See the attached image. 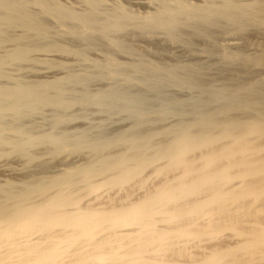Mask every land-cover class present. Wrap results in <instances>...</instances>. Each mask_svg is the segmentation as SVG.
<instances>
[{"label": "bare ground", "instance_id": "obj_1", "mask_svg": "<svg viewBox=\"0 0 264 264\" xmlns=\"http://www.w3.org/2000/svg\"><path fill=\"white\" fill-rule=\"evenodd\" d=\"M129 1L0 0V264H264V0Z\"/></svg>", "mask_w": 264, "mask_h": 264}, {"label": "rangeland", "instance_id": "obj_2", "mask_svg": "<svg viewBox=\"0 0 264 264\" xmlns=\"http://www.w3.org/2000/svg\"><path fill=\"white\" fill-rule=\"evenodd\" d=\"M62 2H66V3H72L73 4V2H74V0H61ZM118 1H120V2H122L123 4H125L126 6H129V4H130V1L129 0H118ZM128 1H129V3H128ZM189 1H192V0H189ZM247 31V32H246ZM246 32V33H245ZM252 33V34H251ZM211 34L213 35L214 33H210V35L209 36H211ZM216 34V35H215ZM214 34V36L216 37V41H218L217 42V44H216V41H215V44L213 45L212 44V42H211V39L209 38H207V39H196V40H193L192 42H190V43H186V42H181V44H180V42H178L179 43V45H178V43L176 44V45H174V46H172L171 44H169L168 42H165V39L164 38H161L162 36H157L156 38H155V40H154V42L153 43H157L159 46H158V49L157 48H154V46H153V44H151L152 42H150L149 43V41H148V39L147 38H145V37H139V36H137V35H135V34H130V35H128V40L126 39V41L128 42V44H130V45H133V47H135V48H137V49H139V47H140V51H145V52H148L149 50L150 51H154V52H152L153 54L151 55H148V59H150V61H153V62H157V63H162L163 64V62H164V64L165 65H177V64H181V65H185V66H189V67H193V66H195L194 68H196L197 69V67H198V70H199V72H202V74H203V72H207V73H204V79H205V83H209V82H215L214 84H218L219 85V82H220V84H222V82H225L224 80L223 81H218V79H217V73H218V69L217 68H219V71H220V69H222V70H224L223 69V66H220V64L222 65V63H220L221 62V60H220V55L218 56V54L217 53H213V54H211V55H207V52H203L206 48H208V49H212V47H218V46H221V44H226V41H221V40H225L224 38H223V36L222 35H219L218 33H215ZM251 34V35H250ZM134 35V36H133ZM220 36V37H218V36ZM256 35H257V37L259 36V37H262V36H260V35H258V34H255V32H253V31H251L250 29H246L245 31H243V32H241L238 36H237V39L234 41V45H231L232 46V48H238V46H239V44L240 43H244V44H249L250 43V45H247V46H249V48L251 49L252 48V45L256 42ZM135 37V38H134ZM126 38H127V36H126ZM133 38V39H132ZM143 38V39H142ZM185 38V37H184ZM220 38V39H219ZM241 38V39H240ZM263 38V37H262ZM134 39H136V40H134ZM132 40V41H131ZM137 40H139V41H137ZM164 41L163 43H162V41ZM251 40V41H250ZM130 41V42H129ZM220 41V42H219ZM238 41V42H237ZM137 42L139 43V44H137ZM196 42H198V43H196ZM224 42V43H223ZM168 45H167V44ZM195 43V44H194ZM218 43L220 44V45H218ZM238 43V44H237ZM71 44H74V43H71ZM149 44V45H148ZM183 44H184V46H183ZM187 44V45H186ZM102 43H101V47H102ZM145 45V46H144ZM164 45H166V46H164ZM178 45V46H177ZM183 47H182V46ZM213 45V46H212ZM237 45V46H236ZM169 46V47H168ZM180 46H181V48H180ZM186 46V47H185ZM190 47V48H188V47ZM193 46V47H192ZM197 46V47H196ZM212 46V47H211ZM142 47V48H141ZM168 47V48H167ZM171 47V48H170ZM177 47V48H176ZM194 47H196V49L194 48ZM178 48H180V49H178ZM184 48V50H182ZM187 48V49H186ZM143 49V50H142ZM155 49H156V51H155ZM175 49H177V50H175ZM213 49H215V48H213ZM148 50V51H147ZM172 50V51H171ZM174 50V51H173ZM185 50H187V51H185ZM192 50V51H191ZM197 50H200V51H197ZM167 51V52H166ZM178 51V52H177ZM181 51V52H180ZM193 51H196V53L195 52H193ZM144 52V53H145ZM156 52H158V53H156ZM160 52H164L163 53V55H165V56H163V55H161V53ZM169 53V54H171V55H169V54H166V53ZM174 53H175V55H174ZM183 53V54H182ZM186 53H187V55H186ZM189 53V54H188ZM250 53H251V50H250ZM173 54V55H172ZM182 54V55H181ZM168 55H169V57H168ZM190 55V56H189ZM213 55H215L214 57H213ZM91 56H94L95 58L97 57V56H95V54L94 55H91ZM152 58H151V57ZM185 56H187L189 59H187V57H184ZM195 56V57H194ZM163 57H165V59L163 58ZM173 57H175L174 58V60H173ZM183 57V58H182ZM197 57V58H196ZM206 57V58H205ZM209 57V58H208ZM219 57V59H217ZM91 58H93V57H91ZM209 60H208V59ZM169 59V60H168ZM170 59H172V60H170ZM177 59H179V60H181V61H179V60H177ZM200 59H204V60H206V62L204 61V60H200ZM167 60V61H166ZM185 60V61H184ZM197 60H200V61H197ZM174 61V62H173ZM177 61V62H176ZM186 61H187V63H186ZM201 61H203V62H201ZM214 61V62H213ZM218 61V62H217ZM185 62V63H184ZM189 62V63H188ZM192 62H193V64H192ZM195 62V63H194ZM210 62V63H209ZM169 63H172V64H169ZM175 63V64H174ZM220 63V64H219ZM191 64V65H190ZM201 64H203V65H201ZM210 65V64H212L214 67L213 68H208V69H204L205 67H207V65ZM217 65L218 67H216L215 68V65ZM200 65V66H199ZM205 65V66H204ZM203 66V67H202ZM211 66V65H210ZM200 67H202V68H200ZM202 70V71H201ZM217 73H216V72ZM212 72H214L213 74H212ZM232 74L233 73H235V72H231ZM30 75V74H29ZM213 75V76H212ZM30 76H32V75H30ZM208 76H211V77H208ZM216 78H215V77ZM213 77V78H212ZM207 78V79H206ZM208 78H209V80H208ZM213 80H212V79ZM218 81V82H216V80ZM97 84V85H96ZM96 84H93V86L91 87V90H97L98 88H100V86H102V84H99V83H96ZM95 87V89H92V88H94ZM98 87V88H97ZM172 93H171V95H180V93H175L176 91H171ZM96 108L95 107H93V109H91L90 110V113H91V116L89 117V118H86V120H87V122L86 121H84L85 119H83V118H79V119H81V120H78V119H76L72 124H70V126H75L76 127V129L78 130V129H80L79 127H82V128H84V127H88L89 126V123L90 124H93V125H101V124H107V123H109V125L110 126H112V124H111V122H109L106 118H105V120H104V118H102L101 119V114H99V113H97L98 111H97V109L95 110ZM73 111H75V110H73ZM95 111H97L96 113H95ZM93 112V113H92ZM89 113V114H90ZM95 114H97V115H95ZM47 115V114H46ZM94 116V117H93ZM97 118H96V117ZM101 116V117H100ZM94 119V120H93ZM40 120V121H39ZM97 120V121H96ZM101 120H104V121H101ZM94 121H95V123H94ZM35 122H36V124L37 125H39V126H43V125H46V122H47V120L45 119L44 121H42V119H36L35 120ZM39 122V123H38ZM40 123L42 124V125H40ZM44 123V124H43ZM88 123V124H87ZM117 123H120V124H118V125H116ZM121 123H122V125H121ZM87 124V125H86ZM113 125H116V127L115 126H113V127H115V128H121V127H123L124 126V123L122 122V121H116V122H114L113 123ZM14 159H16V160H14ZM13 160H12V163H6V164H4L5 166H6V168H5V166L2 164L1 166H2V170H4V171H6L7 173L6 174H8L9 173V176L11 175V177L12 176H14V175H16V173H19L20 172V167H18V165L20 164V161H19V159H17V158H14ZM18 160V161H17ZM16 162V163H15ZM5 163V162H4ZM19 163V164H18ZM16 164H18V165H16ZM8 165V166H7ZM10 166V167H9ZM12 166V167H11ZM20 166V165H19ZM15 168V169H14ZM15 171V172H14ZM19 171V172H18ZM15 173V174H14ZM13 174V175H12Z\"/></svg>", "mask_w": 264, "mask_h": 264}]
</instances>
